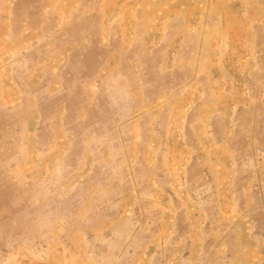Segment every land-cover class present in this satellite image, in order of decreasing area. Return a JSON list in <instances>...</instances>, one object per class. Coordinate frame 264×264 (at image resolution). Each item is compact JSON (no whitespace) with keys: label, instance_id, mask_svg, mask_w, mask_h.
Returning <instances> with one entry per match:
<instances>
[{"label":"rangeland","instance_id":"rangeland-1","mask_svg":"<svg viewBox=\"0 0 264 264\" xmlns=\"http://www.w3.org/2000/svg\"><path fill=\"white\" fill-rule=\"evenodd\" d=\"M17 1L0 0V198L20 199L0 264H68V180L99 164L112 197L129 149L152 171L153 253L264 264V0Z\"/></svg>","mask_w":264,"mask_h":264},{"label":"crops","instance_id":"crops-1","mask_svg":"<svg viewBox=\"0 0 264 264\" xmlns=\"http://www.w3.org/2000/svg\"><path fill=\"white\" fill-rule=\"evenodd\" d=\"M39 4H41L39 0H18L16 9L20 12L25 9L39 8ZM2 22L0 25L11 24L8 23V20ZM11 37V41H16L18 51V28ZM16 73L19 77L18 70ZM17 81L19 84V80ZM16 112V121H19L18 110ZM4 115L0 106V121L7 118ZM11 120H14V114L6 119L7 122ZM134 152L129 149V155L137 154L136 158H132V161L129 157V161L122 162L120 156L119 161L113 164L112 179L115 182L114 186L119 191L116 194L114 192L112 197L109 195L110 197L106 198L103 188L105 168H100L99 164L94 174H83L75 186L70 185L71 180H68V264H83L82 259L86 257L90 259L91 264H167V250L152 252L153 235L158 233L157 229L149 223L152 213L151 209L147 208L152 198L148 197V187L146 186L148 177L152 176V171L147 168V160L141 156L142 152ZM116 158L114 159L116 160ZM69 186L72 188L69 189ZM126 191L130 193L128 194ZM124 192L127 193L128 198L122 196L121 193ZM106 199L118 201V203L105 206ZM19 200L13 194L11 197L7 195L5 199L0 198V218L10 207L18 205ZM126 201L132 203L129 204L128 209L123 207ZM45 218L46 216L33 218L27 223V228L23 233L39 236L42 232L37 228L41 227ZM4 224L0 223V226L3 228L5 226L6 232H9L7 230L9 223ZM1 227L0 229H2ZM30 228L33 229L32 233L28 232ZM94 246H97L96 252L88 255L87 251ZM74 250H80L81 254L72 252ZM149 250L151 252L146 254ZM142 252L145 257L140 261L138 253ZM176 264L187 263L184 258H178Z\"/></svg>","mask_w":264,"mask_h":264}]
</instances>
